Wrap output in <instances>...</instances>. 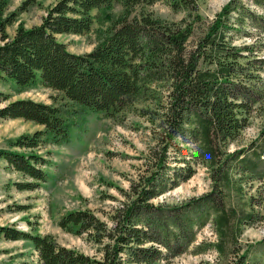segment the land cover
Listing matches in <instances>:
<instances>
[{
  "label": "trees",
  "instance_id": "16d2710c",
  "mask_svg": "<svg viewBox=\"0 0 264 264\" xmlns=\"http://www.w3.org/2000/svg\"><path fill=\"white\" fill-rule=\"evenodd\" d=\"M38 0H28L6 16L9 0H0V80L20 87L38 83L59 90L82 109L63 111L59 106L32 98L11 100L0 107V118H22L43 128L21 134L0 148V160L22 174L19 190H36L50 174L46 144L72 141L77 120L86 113L115 116L156 91L153 84L167 82V105L161 116L158 143L150 148L146 171L123 190L124 199L110 215L111 224L91 209L71 210L59 220L64 230L87 234L99 245L90 255L61 244L54 235L0 226L10 240H29L40 264H162L186 253L197 232L213 223L216 241H202L193 251L214 249V264H250L251 246L242 253L239 239L254 213L228 205L227 192H243V179L264 178V127L260 144L231 150L247 127L255 104L264 100V0H230L217 12L205 31L189 47L194 22L166 23L150 13L131 16L141 0H58L38 25L19 23L13 36L6 28L19 12ZM176 11L192 17L201 0H168ZM114 2L125 10L108 27L90 52L75 53L59 34H84L95 18L105 22ZM99 10L102 15H93ZM256 29L258 37L252 35ZM251 42L236 43L241 36ZM11 95L0 90V103ZM207 166L211 190L182 202H155ZM239 175L238 178L236 176Z\"/></svg>",
  "mask_w": 264,
  "mask_h": 264
},
{
  "label": "rangeland",
  "instance_id": "374dc122",
  "mask_svg": "<svg viewBox=\"0 0 264 264\" xmlns=\"http://www.w3.org/2000/svg\"><path fill=\"white\" fill-rule=\"evenodd\" d=\"M28 0H9L6 16L19 11ZM58 0H38L28 5L27 10L19 12L16 21L8 25L6 31L13 36L20 22L26 27L38 25L47 14L49 6ZM230 0H201L198 11L188 17L184 11L173 9L168 0H141L131 10V16L150 13L166 23H180L188 19L194 23V35L189 47L193 46L217 12ZM258 13L260 7L251 0H243ZM125 10L121 3L114 2L106 12L105 22L97 18L91 30L84 34H60L59 40L67 43L68 49L75 53L92 51L106 35L104 31L111 26ZM103 12L94 10L93 15ZM258 37L256 29L252 33ZM236 43L251 42L252 37L244 35L235 39ZM0 43H2L0 35ZM264 77V73L262 72ZM154 96L141 99L124 108L115 116L102 112L86 113L85 118H74L77 126L72 130L69 144H46L40 151L48 154L49 165L45 170L49 180L36 190H19L14 184L23 179L21 173L7 167L0 160V226H12L20 230L42 235L52 234L64 245L77 248L90 255H99V245L87 234L76 235L60 227L59 220L71 210L91 209L101 219L111 224L112 210L125 197L132 181L137 180L148 166L150 148L158 143L162 119L167 105L170 87L167 82L153 84ZM0 90L11 95V100L32 98L59 106L63 111L73 112L82 108L69 100L63 92L44 86L41 83L30 87H20L13 81L0 80ZM264 127V100L254 105L247 127L232 142L231 150L260 144V133ZM43 128L33 121L22 118H0V148H8L9 142L21 134ZM197 172L177 188L161 195L155 202H182L192 196L201 195L212 188L210 171L206 165L196 163ZM239 175L236 176L238 178ZM243 192L234 187L227 192V203L254 213V220L247 224L239 239L241 253L251 246L250 264H264V178L242 180ZM217 235L212 222L197 232V238L189 250L177 257L163 261L162 264H214L218 253L210 249L195 253L193 248L202 241H216ZM0 264H40L37 251L29 240H10L0 235Z\"/></svg>",
  "mask_w": 264,
  "mask_h": 264
},
{
  "label": "crops",
  "instance_id": "0c3cea01",
  "mask_svg": "<svg viewBox=\"0 0 264 264\" xmlns=\"http://www.w3.org/2000/svg\"><path fill=\"white\" fill-rule=\"evenodd\" d=\"M59 35H60V34H59ZM59 35H58V36H59Z\"/></svg>",
  "mask_w": 264,
  "mask_h": 264
}]
</instances>
